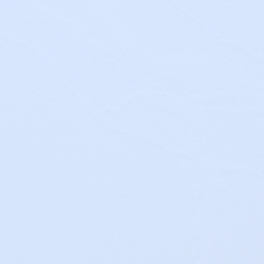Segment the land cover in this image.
Masks as SVG:
<instances>
[{"label": "snow or ice", "instance_id": "snow-or-ice-1", "mask_svg": "<svg viewBox=\"0 0 264 264\" xmlns=\"http://www.w3.org/2000/svg\"><path fill=\"white\" fill-rule=\"evenodd\" d=\"M0 264H264V0H0Z\"/></svg>", "mask_w": 264, "mask_h": 264}]
</instances>
